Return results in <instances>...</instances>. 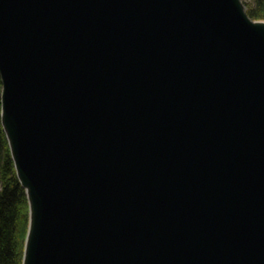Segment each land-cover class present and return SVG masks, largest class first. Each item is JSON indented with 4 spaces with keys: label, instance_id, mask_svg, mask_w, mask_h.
<instances>
[{
    "label": "water",
    "instance_id": "1",
    "mask_svg": "<svg viewBox=\"0 0 264 264\" xmlns=\"http://www.w3.org/2000/svg\"><path fill=\"white\" fill-rule=\"evenodd\" d=\"M21 264H264V19L242 0H0Z\"/></svg>",
    "mask_w": 264,
    "mask_h": 264
},
{
    "label": "trees",
    "instance_id": "2",
    "mask_svg": "<svg viewBox=\"0 0 264 264\" xmlns=\"http://www.w3.org/2000/svg\"><path fill=\"white\" fill-rule=\"evenodd\" d=\"M242 1L250 17L264 19V0ZM1 86L0 80V90ZM28 215L26 192L16 176L0 121V264H21Z\"/></svg>",
    "mask_w": 264,
    "mask_h": 264
},
{
    "label": "rangeland",
    "instance_id": "3",
    "mask_svg": "<svg viewBox=\"0 0 264 264\" xmlns=\"http://www.w3.org/2000/svg\"><path fill=\"white\" fill-rule=\"evenodd\" d=\"M28 222V221H27ZM27 226H28V224H27Z\"/></svg>",
    "mask_w": 264,
    "mask_h": 264
}]
</instances>
